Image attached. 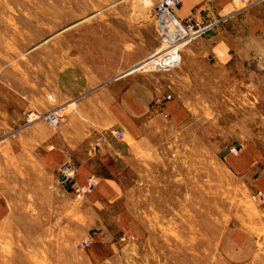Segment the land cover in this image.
Segmentation results:
<instances>
[{
    "label": "rangeland",
    "instance_id": "obj_1",
    "mask_svg": "<svg viewBox=\"0 0 264 264\" xmlns=\"http://www.w3.org/2000/svg\"><path fill=\"white\" fill-rule=\"evenodd\" d=\"M159 1L0 0V86L6 78L20 87L42 76L47 95L54 96L57 74L75 67L93 72L91 64L107 62L105 53L117 51L119 29L134 18L142 23V58L131 71L173 72L154 69L164 48L155 20ZM207 36L186 43L182 54ZM211 86L207 81V90ZM240 97V106L253 108L225 112L222 127L215 126L210 103L185 122L153 116L140 134L119 129L123 137L117 140L127 141L131 151L126 174L119 176L125 193L114 202L98 204L92 191L81 193L87 182L74 185L78 172L65 168L68 159L53 181L21 176L0 218V264H264V195L224 158L234 146L241 151L233 155L241 154L253 138L264 148L256 99ZM72 102L51 105L65 106V116ZM98 169L90 175L97 185Z\"/></svg>",
    "mask_w": 264,
    "mask_h": 264
},
{
    "label": "crops",
    "instance_id": "obj_2",
    "mask_svg": "<svg viewBox=\"0 0 264 264\" xmlns=\"http://www.w3.org/2000/svg\"><path fill=\"white\" fill-rule=\"evenodd\" d=\"M249 1L254 4L238 7L234 0H182L177 10L180 18H230L211 35L189 44L181 68L171 73L131 71L142 58V23L135 18L124 23L117 51L105 53L107 62L91 64L93 72L75 67L54 77L55 102L73 101L67 108L74 105L59 128L43 121L21 128L27 112L52 108L42 76L29 77L27 85L20 87L6 78L0 86V218L21 176L41 184L45 179L53 181L65 159L77 168L74 185L85 184L101 168L99 184L91 193L93 201L105 205L120 199L125 185L119 176L126 174L131 146L110 130L140 134L153 116L172 124L185 122L191 112H205L210 103L215 126L222 127L218 121L226 117L225 112L253 108L240 106V96H250V102L256 99V109L264 118V0ZM207 81L212 82L210 90ZM104 135L108 140L93 152V143ZM248 141L241 154L234 156L229 150L224 158L233 173L252 178L254 189L264 195V148L259 140Z\"/></svg>",
    "mask_w": 264,
    "mask_h": 264
},
{
    "label": "built area",
    "instance_id": "obj_3",
    "mask_svg": "<svg viewBox=\"0 0 264 264\" xmlns=\"http://www.w3.org/2000/svg\"><path fill=\"white\" fill-rule=\"evenodd\" d=\"M244 3L243 7H249L254 2L249 0H234ZM182 0H160L155 10L156 29L161 38L163 49L157 54L156 59L160 63L155 65L157 71H172L178 68L182 63V48L189 41L202 36H207L215 31L220 25L227 22L230 16L220 17L218 19L199 20L194 16L187 18H180L177 10L182 6ZM171 95H168V99ZM51 101L55 98L53 95L49 96ZM65 106H56L47 111L41 112L38 110H31L25 115L21 128L26 127L34 122L43 121L53 128H59L63 125L64 115L60 113ZM116 139L123 137V132L119 129L110 130ZM108 140L107 135H104L96 143L97 146ZM241 148L233 147L232 152L239 153ZM70 165H66L68 169ZM98 183L96 176H90L87 183L81 187V193H87L94 190ZM85 244L89 242L85 240Z\"/></svg>",
    "mask_w": 264,
    "mask_h": 264
},
{
    "label": "bare ground",
    "instance_id": "obj_4",
    "mask_svg": "<svg viewBox=\"0 0 264 264\" xmlns=\"http://www.w3.org/2000/svg\"><path fill=\"white\" fill-rule=\"evenodd\" d=\"M160 63V62H159Z\"/></svg>",
    "mask_w": 264,
    "mask_h": 264
}]
</instances>
